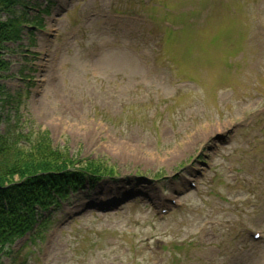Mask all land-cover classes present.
Here are the masks:
<instances>
[{
  "label": "rangeland",
  "instance_id": "obj_1",
  "mask_svg": "<svg viewBox=\"0 0 264 264\" xmlns=\"http://www.w3.org/2000/svg\"><path fill=\"white\" fill-rule=\"evenodd\" d=\"M27 1L0 134L114 171L3 264H264V0Z\"/></svg>",
  "mask_w": 264,
  "mask_h": 264
},
{
  "label": "trees",
  "instance_id": "obj_2",
  "mask_svg": "<svg viewBox=\"0 0 264 264\" xmlns=\"http://www.w3.org/2000/svg\"><path fill=\"white\" fill-rule=\"evenodd\" d=\"M27 2L0 0V14L6 15L5 20H0V79L8 71L7 44L16 42L24 31V24L29 23ZM5 94V86L0 82L1 106H5ZM44 140L32 143V148L37 149L29 154L19 145L22 141L18 137L12 140L9 133L0 134V264H3L1 258L6 245H13L29 233L31 241L43 237L45 225L52 216V204L58 205L86 185L94 186L102 175L113 174L114 170L100 163L82 164L66 153H55L48 148L49 141Z\"/></svg>",
  "mask_w": 264,
  "mask_h": 264
}]
</instances>
